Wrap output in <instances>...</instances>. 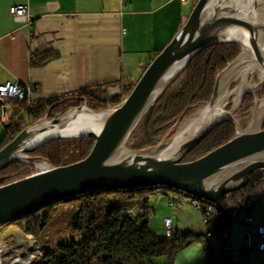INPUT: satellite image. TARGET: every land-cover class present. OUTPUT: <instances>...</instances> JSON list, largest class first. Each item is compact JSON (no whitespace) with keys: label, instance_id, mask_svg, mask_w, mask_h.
I'll use <instances>...</instances> for the list:
<instances>
[{"label":"water","instance_id":"1","mask_svg":"<svg viewBox=\"0 0 264 264\" xmlns=\"http://www.w3.org/2000/svg\"><path fill=\"white\" fill-rule=\"evenodd\" d=\"M241 1L237 4L238 0H198L185 24L153 59L125 101L111 111L104 112L106 117L98 131L74 136L59 134L30 147L29 142L33 136L50 127L63 125L65 114L49 119L48 112L45 117L27 125L1 148L0 169L19 160L16 156L18 153L30 161L43 160L49 164L45 158L29 157L27 153L52 140L83 137L95 139L89 154L78 161L55 167L49 164L44 170L1 185L0 228L55 201L102 189L166 185L222 206L227 194L248 186L253 173L261 170L264 175V125L256 130H250L249 127L242 130L238 120L231 115L196 132L170 156L158 157L154 154L167 147L172 137L149 148H128L131 150L129 155L116 159L118 150L127 144L138 123L156 102L164 77L181 65L168 83L169 86L204 49L224 43H235L242 48L247 46L254 60L264 69V47L260 43L264 37V1ZM239 57L217 76L212 97L206 103L208 109L212 110L217 104L222 75L236 65ZM4 102L0 99V104ZM83 107L85 105L75 109ZM47 121L50 123L45 124ZM226 121L236 126V134L229 141L201 157L183 161L187 153ZM250 199L251 196H248ZM235 210V207L227 209L229 213ZM15 264L20 262L16 261Z\"/></svg>","mask_w":264,"mask_h":264},{"label":"trees","instance_id":"2","mask_svg":"<svg viewBox=\"0 0 264 264\" xmlns=\"http://www.w3.org/2000/svg\"><path fill=\"white\" fill-rule=\"evenodd\" d=\"M239 51L240 46L235 43L217 44L204 49L189 62L143 118L141 133L149 137L147 144L156 143L162 131L171 128L181 118L211 99L218 74L237 57ZM134 86L135 84H132L127 87V95L131 93ZM105 92L102 86L85 88L78 98H54L49 101L48 106L30 104L26 97L17 99L19 108L26 115L11 118L9 126L6 127L4 139L0 143V149L13 140L27 125L48 112L56 117L71 105L81 104L84 99L94 109H106L111 102L102 98ZM4 101L8 102L10 99ZM112 101L117 102V100ZM234 134L235 128L231 122L218 125L185 156V161L201 157L229 141ZM75 140L79 142L81 151L79 158L75 160L78 161L89 154L95 139L85 137L75 138ZM63 142V139L53 140L29 153L44 156L55 166L75 162H67L63 159L61 155ZM28 168V163L17 160L2 167L0 186L29 175ZM263 190L264 175L258 170L252 174L251 182L247 187L227 194L221 207L227 210L233 206L236 212H240V209L250 211L255 199L260 197ZM172 191L178 190L166 185L96 190L55 201L12 223H21L27 233L34 234L50 224L54 214L62 205L77 200L79 208L69 225L73 238L47 248L37 264H161L157 261L161 256L168 257L166 264H174L180 250L204 235L184 232L160 238L152 231L149 224L148 198L158 192L167 194ZM248 196H251L250 200ZM139 205L143 212L132 216L130 210ZM26 222L27 226L24 224Z\"/></svg>","mask_w":264,"mask_h":264},{"label":"crops","instance_id":"3","mask_svg":"<svg viewBox=\"0 0 264 264\" xmlns=\"http://www.w3.org/2000/svg\"><path fill=\"white\" fill-rule=\"evenodd\" d=\"M197 1L0 0V85L11 81L29 86L26 98L34 105L78 98L85 88L102 86L108 94L118 87L124 92L170 43ZM16 4L29 6L27 21H17L10 13ZM19 107L17 99L0 104V143L11 118L26 115ZM261 193L255 199L260 202L257 210ZM150 197L149 214L154 210ZM242 231L243 226L236 225L238 240ZM240 256L250 264H264L251 252Z\"/></svg>","mask_w":264,"mask_h":264},{"label":"rangeland","instance_id":"4","mask_svg":"<svg viewBox=\"0 0 264 264\" xmlns=\"http://www.w3.org/2000/svg\"><path fill=\"white\" fill-rule=\"evenodd\" d=\"M242 52H243V48L240 46L239 54L234 60H236L241 55ZM222 71H220V73ZM249 80L252 81L255 87L252 90H249V91H252V93H248L244 96V99L241 102L239 109L235 112L238 123L242 130L247 129L249 127L250 121L252 120L254 116L253 109L257 105L256 104L257 100L264 98V81L261 80L260 73L257 72V73L251 74L249 76ZM241 83H242V77L239 76L232 82L230 86V90L236 91L238 87L241 85ZM126 96H128L126 90L122 92L120 95H116L114 97L112 96V98H109V99L107 97V94L105 93V95H103L102 98L107 99L109 102H111L106 109H94L90 107L88 103L86 102V100L84 99L81 102V104L71 105L70 107L63 110V112H61L56 117L66 114L67 112L79 106H82V105H85L99 112L111 111L112 109L121 105L122 102L124 101L123 99ZM235 98H236V92L230 97L229 103L227 105L228 108H231L234 105L233 101L235 100ZM112 100H117V102H113ZM206 103L195 108L190 114L181 118L180 121L176 123L175 125H173L171 128L162 131V133L160 134V137L157 138L156 143L147 144L149 137L147 138L146 136H144L143 133H141L142 125H143L141 122V124L138 125L137 130L134 131V133L130 136L129 140L127 141V147L131 150L145 149V148H149L154 145H157L167 138L176 136L178 132L180 131V128L190 119H192L196 115L197 111L202 106H205ZM45 116L46 114L43 117ZM56 117H53L50 115L49 119L56 118ZM262 125H264V122L262 123ZM234 128H235V134H236L235 125H234ZM63 140L64 142H63V148H62V154H61L63 159H65L67 162L77 160L81 153L79 142H77L75 139H63ZM139 144H145L146 146L140 147L138 146ZM27 155L29 157H43L49 162V164L52 167H55V165L50 161V159L44 156L31 155L30 153H27ZM17 161H20V160H17ZM183 161H185V159H183ZM20 162H25L29 164V168L27 169L29 175L40 171V169L35 163L36 161L34 160L28 161V162L26 161H20ZM37 164L41 168L40 162H38ZM150 198H151L150 204L154 206V210L149 214L151 229L158 237L160 238L168 237L166 234V230L164 229L165 227L163 226V219L166 216L172 217L174 220V234L183 233L187 231H192L194 235H201V233L205 234L207 227L203 224L200 213L189 203H184L183 205L174 208L172 207V205H170V201L167 196L163 197V195H157V196L153 195ZM259 200L262 203L261 208L259 210H257L258 207L255 208L253 210V215H254L255 221L263 222L264 221V190L261 193V198ZM78 208H79V202L77 200H74L72 202L66 203L65 205H62L58 209V211L54 214L53 218L50 221V224L42 231L37 230L36 233L34 234L27 233L24 228V225L21 223L20 224L19 223L17 224L9 223L1 227L0 228V243L3 242L9 247L11 246L12 249L15 248V252L14 251L10 252L8 256L4 257L3 262L9 261L10 259L16 257L17 254H19L21 258L20 262L22 264H25V262L29 263L30 256L33 252H36V257H37V262H38V260L43 257L44 252L47 248L54 247L55 245H57L59 242L63 240L72 239L73 237H72V233H71V229L69 225H70L71 219L78 211ZM24 224L27 226V222ZM215 234L216 235L214 238H208L205 236H201L200 239L195 240L192 244L180 250L175 257L174 264H219L216 260L212 259L211 254H215V253L220 254V255L223 254V251H224L223 248H224L225 242L222 241V239H220L219 233H215ZM157 261L161 264H166L168 262V257L161 256L157 259ZM11 262L13 263V261ZM252 263L255 264L254 260Z\"/></svg>","mask_w":264,"mask_h":264},{"label":"bare ground","instance_id":"5","mask_svg":"<svg viewBox=\"0 0 264 264\" xmlns=\"http://www.w3.org/2000/svg\"><path fill=\"white\" fill-rule=\"evenodd\" d=\"M239 3H242V1L238 0L237 4ZM260 41L262 47H264V37H262ZM180 68L181 65H179V69ZM179 69L172 71V73H170L171 75L169 74L168 76L164 77V79L160 84V88L158 89L156 101L162 95L165 89H167L166 87L168 86V83L176 75ZM257 72L260 73V78L262 81H264V69L254 60L250 49L247 46H243V52L241 53L236 65L230 68L229 70H227L226 72H224V74L221 77L220 95L217 104L213 107V109L212 110L208 109L207 104H205V106H202L197 111L196 115L180 128L178 134L171 138L169 145L154 155L158 157L170 156L171 154L175 153L176 149L181 143L189 139L196 132L202 131L207 125L211 123L213 124L223 119H227L229 115L233 116L237 120L235 112L239 109L244 96L248 93H252V91L249 90H252L255 87L252 81L249 80V76ZM239 76L242 77L241 85L238 87L236 91H231L230 86L232 82ZM235 92H236V98L233 101L234 105L231 108H228L227 105L229 103L230 97ZM126 98L127 96L125 97V99ZM256 104H257L256 107L253 109L254 116L250 121L248 128L250 130L259 129L262 123L264 122V98L260 100L258 99ZM223 108L225 109V111ZM105 117H106V113L91 110L86 106L79 110L73 109L64 115L62 119L63 125H56L55 127L52 128L50 127L48 130L42 133L36 134L35 136L32 137L31 141L29 142V146L31 147L36 143H41L42 141L59 134L66 136H74L79 134L82 135L89 131H98ZM140 122H142V119ZM140 122L138 123L139 125L141 124ZM49 123L50 122L48 121L45 122V124H49ZM137 128L138 126L136 127L135 130H137ZM130 151L131 150L128 149L127 144L126 143L123 144L122 147L118 150L116 159H121L126 157L127 155L130 154ZM16 156H18L19 160L21 159L24 161H30L29 159L24 157L22 153H18ZM38 162H40L41 168L37 164ZM35 163L40 170H44L49 167V164L43 160H36ZM172 192H178V191H172ZM179 194H186V197L190 199H198L197 197L192 196L180 190H179ZM203 205L208 206L209 208H218L217 205L212 206L213 204H209L208 202H206V200L205 201L203 200ZM36 262H37L36 252H33L30 256V262L29 263L25 262V264H35ZM5 264H13V263L11 261H7L5 262Z\"/></svg>","mask_w":264,"mask_h":264},{"label":"built area","instance_id":"6","mask_svg":"<svg viewBox=\"0 0 264 264\" xmlns=\"http://www.w3.org/2000/svg\"><path fill=\"white\" fill-rule=\"evenodd\" d=\"M185 2L187 0H181ZM29 6L27 4H16L10 7V13L17 21H27L29 18ZM26 88L19 82L8 81L0 85V99H23L26 96ZM122 89L119 91L118 87H114L111 92L107 94L108 99L112 96L120 95ZM125 99V98H124ZM123 99V100H124ZM124 102V101H123ZM122 102V103H123ZM32 103V102H31ZM43 106H48L49 102H42ZM169 198L170 205L176 208L184 203L192 205L201 215L203 224L207 227V237L219 233L221 238L226 242L224 245L223 254H211L212 259L218 261L220 264H250L247 257L240 256L241 252H251L264 262V223H256L252 211H240L229 213L227 210L218 205V208H209L203 205V199H190L186 194H179L178 192H169L166 194ZM255 208L260 206V202H254ZM143 210L140 206H135L130 210L132 216H137ZM236 225L243 226L242 239L238 240L235 234ZM164 226L166 234L171 237L174 233V224L172 218L164 219ZM3 242L0 243V264L3 262L4 257L8 256L10 252H15V248ZM20 255L10 259L15 264L16 261L20 262ZM20 264H22L20 262Z\"/></svg>","mask_w":264,"mask_h":264}]
</instances>
